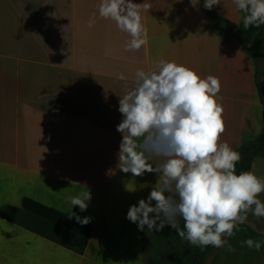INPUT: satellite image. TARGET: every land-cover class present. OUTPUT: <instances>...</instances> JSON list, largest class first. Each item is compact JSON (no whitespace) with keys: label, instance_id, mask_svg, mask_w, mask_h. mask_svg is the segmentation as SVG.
<instances>
[{"label":"crops","instance_id":"1","mask_svg":"<svg viewBox=\"0 0 264 264\" xmlns=\"http://www.w3.org/2000/svg\"><path fill=\"white\" fill-rule=\"evenodd\" d=\"M133 2L150 5L141 11L147 44L139 50H128L131 37L99 16L100 0H0V264L169 260L175 229L140 231L126 218L163 183L159 173L133 176L118 166V102L138 69L148 72L163 59L218 77L221 142L241 152L263 133V65L211 20L214 14L238 27L245 14L233 0L211 11L204 0L197 7L190 0ZM249 171L264 179V157H254ZM88 191L86 211L71 204ZM258 198L264 203V193ZM71 211L90 222L69 219ZM252 216L225 237L234 251L225 245L205 264H264V226ZM249 238L261 242L259 251L241 245Z\"/></svg>","mask_w":264,"mask_h":264},{"label":"clouds","instance_id":"2","mask_svg":"<svg viewBox=\"0 0 264 264\" xmlns=\"http://www.w3.org/2000/svg\"><path fill=\"white\" fill-rule=\"evenodd\" d=\"M233 2L245 14V29L264 25V0ZM190 3L197 7L199 0ZM220 4V0H204L203 6L211 11ZM149 7L133 0H100L98 12L131 37L128 50H139L147 44L141 11ZM94 23L92 19L88 26ZM118 78L125 79L122 73ZM220 91L218 77L202 78L194 69L161 59L148 72L138 69L134 87L120 96L118 111L122 120L116 126L122 134L120 170L133 176L155 172L163 180L146 199L129 207L126 218L137 224L138 230L144 231L147 226L148 231L159 232L170 225L181 239L193 245H228L227 250L234 251L224 237L233 236L249 212L264 217V203L258 198L264 193V179L252 171L237 174L241 153L221 142L226 123L224 107L217 99ZM153 157L166 159L153 167ZM69 199L73 206L86 211L91 194L88 191ZM177 217L183 219V229ZM73 218L82 225L91 220L71 211L69 219ZM241 245L257 251L262 246L251 238Z\"/></svg>","mask_w":264,"mask_h":264},{"label":"trees","instance_id":"3","mask_svg":"<svg viewBox=\"0 0 264 264\" xmlns=\"http://www.w3.org/2000/svg\"><path fill=\"white\" fill-rule=\"evenodd\" d=\"M211 20L224 39L239 40L246 48L248 54L256 61L262 63L260 88L264 98V25H261L259 28L250 26L248 29H245L242 21L238 27H232L225 19L214 14L211 15ZM240 153L242 159L237 163V174L241 171H249L254 157H264V130L256 140L247 143ZM183 224L182 219V223L180 224L181 229H183ZM218 249L211 245L203 248L193 245L186 239H181L178 235L177 240L173 241L172 245L168 247L170 253L169 260L163 262V264H205Z\"/></svg>","mask_w":264,"mask_h":264},{"label":"rangeland","instance_id":"4","mask_svg":"<svg viewBox=\"0 0 264 264\" xmlns=\"http://www.w3.org/2000/svg\"><path fill=\"white\" fill-rule=\"evenodd\" d=\"M252 217H255V216H252ZM257 222H259L262 226H264V223H261L260 221H259V219L258 218H254Z\"/></svg>","mask_w":264,"mask_h":264}]
</instances>
